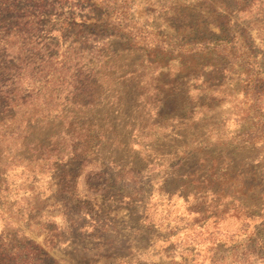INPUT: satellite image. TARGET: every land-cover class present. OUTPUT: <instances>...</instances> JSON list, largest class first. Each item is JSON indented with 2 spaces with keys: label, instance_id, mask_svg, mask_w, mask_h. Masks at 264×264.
<instances>
[{
  "label": "rangeland",
  "instance_id": "374dc122",
  "mask_svg": "<svg viewBox=\"0 0 264 264\" xmlns=\"http://www.w3.org/2000/svg\"><path fill=\"white\" fill-rule=\"evenodd\" d=\"M0 264H264V0H0Z\"/></svg>",
  "mask_w": 264,
  "mask_h": 264
}]
</instances>
